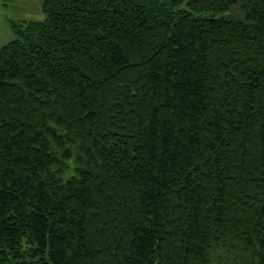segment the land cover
<instances>
[{"label": "trees", "instance_id": "16d2710c", "mask_svg": "<svg viewBox=\"0 0 264 264\" xmlns=\"http://www.w3.org/2000/svg\"><path fill=\"white\" fill-rule=\"evenodd\" d=\"M41 13L0 47V264H264V0Z\"/></svg>", "mask_w": 264, "mask_h": 264}, {"label": "rangeland", "instance_id": "374dc122", "mask_svg": "<svg viewBox=\"0 0 264 264\" xmlns=\"http://www.w3.org/2000/svg\"><path fill=\"white\" fill-rule=\"evenodd\" d=\"M44 0H0V47L12 38L9 22H29L42 19L41 5ZM235 12L234 15H237Z\"/></svg>", "mask_w": 264, "mask_h": 264}]
</instances>
